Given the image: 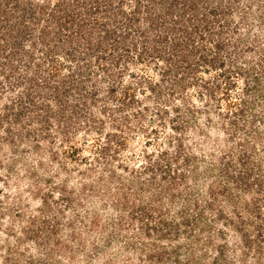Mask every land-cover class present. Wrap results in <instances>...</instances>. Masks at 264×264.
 Here are the masks:
<instances>
[{
    "label": "rangeland",
    "instance_id": "1",
    "mask_svg": "<svg viewBox=\"0 0 264 264\" xmlns=\"http://www.w3.org/2000/svg\"><path fill=\"white\" fill-rule=\"evenodd\" d=\"M0 264H264V0H0Z\"/></svg>",
    "mask_w": 264,
    "mask_h": 264
}]
</instances>
